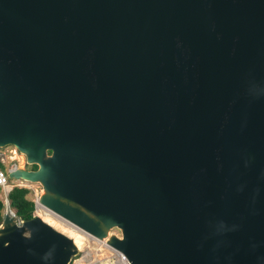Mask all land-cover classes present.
<instances>
[{"label": "water", "instance_id": "water-1", "mask_svg": "<svg viewBox=\"0 0 264 264\" xmlns=\"http://www.w3.org/2000/svg\"><path fill=\"white\" fill-rule=\"evenodd\" d=\"M9 146L36 166L11 179L132 264H264V0H0ZM79 253L5 213L0 264Z\"/></svg>", "mask_w": 264, "mask_h": 264}, {"label": "built area", "instance_id": "built-area-1", "mask_svg": "<svg viewBox=\"0 0 264 264\" xmlns=\"http://www.w3.org/2000/svg\"><path fill=\"white\" fill-rule=\"evenodd\" d=\"M2 149H0V162L6 166V169H3L0 167V187L3 190L2 199H3V202L5 204L4 214L9 213L13 218L16 219V221L19 224H21L23 219L18 216L17 211L12 207L11 201L9 198V194L15 187H28V188H30V185L28 184V181H26V180H16V179H11L9 177L10 171L16 170L18 167L22 166L18 160V157L15 156V153L21 154L18 151V149L16 147H14V150H12V154H10V155L5 153L4 150H2ZM26 165H27V162L23 166H26ZM36 196L37 197L34 198L35 207H36V215L42 216V214H40V213H44V210H50V209L44 207L39 202V196L40 195L37 194ZM51 212L54 213L53 211H51ZM55 215H57V214H55ZM42 217L44 218V216H42ZM117 234L121 235L120 230L118 231ZM88 236L90 237V239H88V240H94L95 242L100 243L101 246H103L104 248H106L107 250L110 251L111 255L109 256L108 259H109L111 264H132L126 255H124L123 253L114 249L113 247L109 246L106 243V241H101V240H99L93 236H90V235H88ZM74 260L75 259H73V261ZM76 261H79V260H75L74 264H76Z\"/></svg>", "mask_w": 264, "mask_h": 264}, {"label": "rangeland", "instance_id": "rangeland-1", "mask_svg": "<svg viewBox=\"0 0 264 264\" xmlns=\"http://www.w3.org/2000/svg\"><path fill=\"white\" fill-rule=\"evenodd\" d=\"M2 150H4L5 153L10 155V154H12V150H14V146H9L7 148H3ZM15 156L18 157V160L23 167V165L26 163V158H25L24 154H22V153L16 154L15 153ZM27 167L28 168H35V166H32V165H27ZM28 184L30 185V188L32 189V194H31L32 198H36L37 194L38 195L41 194V186L39 184L31 183V182H28ZM2 197H3V190L1 188L0 198H2ZM50 219H52V221H55L53 219V217H50ZM59 230H60V228H59ZM112 231L115 233H118L119 229H113ZM86 253H89L91 255V261H94V262H100L103 259H108L109 256L111 255L109 250H107L106 248L101 246L100 243L95 242L94 240H88L87 243L84 245V247L82 249L80 248L79 255H77L74 259L79 260L81 264H86L88 262L84 258ZM75 260L72 262V264H74Z\"/></svg>", "mask_w": 264, "mask_h": 264}, {"label": "trees", "instance_id": "trees-1", "mask_svg": "<svg viewBox=\"0 0 264 264\" xmlns=\"http://www.w3.org/2000/svg\"><path fill=\"white\" fill-rule=\"evenodd\" d=\"M0 167L6 166L0 162ZM1 191V187H0ZM32 189L28 187H15L9 194L12 207L17 211L20 218L29 219L36 215L35 200L31 197ZM5 204L0 198V227L4 221Z\"/></svg>", "mask_w": 264, "mask_h": 264}, {"label": "bare ground", "instance_id": "bare-ground-1", "mask_svg": "<svg viewBox=\"0 0 264 264\" xmlns=\"http://www.w3.org/2000/svg\"><path fill=\"white\" fill-rule=\"evenodd\" d=\"M40 214H42V216H44V219L46 221L50 222L51 224H53L58 229L60 228V230L69 234L70 236H72L81 249L87 243L88 239H90V237L87 234H85L84 232L77 229L75 226H73L67 220L61 218L58 215H55L50 210H44V213H40ZM50 217H53V219L55 221H52V219H50ZM84 258L86 261H88V263H86V264H111L109 259H103L100 262L91 261V255L89 253H86ZM76 264H81V263H80V261H76Z\"/></svg>", "mask_w": 264, "mask_h": 264}, {"label": "flooded vegetation", "instance_id": "flooded-vegetation-1", "mask_svg": "<svg viewBox=\"0 0 264 264\" xmlns=\"http://www.w3.org/2000/svg\"><path fill=\"white\" fill-rule=\"evenodd\" d=\"M35 168H36V166H35Z\"/></svg>", "mask_w": 264, "mask_h": 264}]
</instances>
